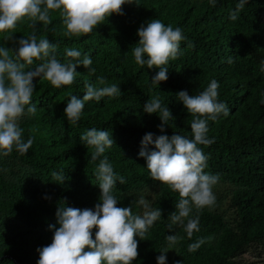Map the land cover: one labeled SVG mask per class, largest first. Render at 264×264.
Segmentation results:
<instances>
[{"label":"trees","instance_id":"16d2710c","mask_svg":"<svg viewBox=\"0 0 264 264\" xmlns=\"http://www.w3.org/2000/svg\"><path fill=\"white\" fill-rule=\"evenodd\" d=\"M123 6V14H113L91 34L68 37L58 12L50 13V23L35 22L37 40L41 37L57 46L56 56L61 63L78 60L66 57V50L88 56L95 74L82 65L77 67L74 83L61 88L40 80L35 86L32 103L48 99L53 109L38 107L35 117L23 123L22 136L32 147L24 155L15 147L10 156H0V166L9 168L19 160L31 167L48 188L38 184L26 185L29 198L21 202V219L34 230L27 238H16L0 233L5 242L0 264H37L39 251L52 242L60 227L56 215L58 207L95 210L101 191L96 178L99 160L107 157L117 177L113 195L117 207L131 206L134 215L139 207L126 193L156 183L159 185L151 209L162 213L145 237L138 241V258L133 264H157L166 237L177 234L175 254L166 258V264H236L235 259L249 247L264 245V0H249L230 19L239 0H210L200 3L192 0H131ZM43 7V6H42ZM158 19L165 26L182 30L184 39L175 60L169 61L168 79L153 85L151 79L158 69H148L135 63L132 48L139 43L141 25ZM33 22L25 18L14 30L0 33V47L18 48L17 41L33 32ZM146 59V57H145ZM231 61V62H229ZM44 61L35 60L33 64ZM103 76L106 85L98 83ZM212 80L219 84L218 102L226 104L228 115L208 120L207 138L211 145H197L207 157L205 173L218 175L220 183L231 186L228 207L231 222L221 214L193 207L189 218H198L199 231L191 238L182 227L169 230V216L176 211L179 195L167 186L154 181L147 170V162L139 156L141 141L147 133L153 137L177 133L192 139L193 116L177 97L181 91L194 96L205 90ZM97 88L115 84L121 94L85 102L79 121L73 125L65 109L72 96L83 99L86 85ZM159 99L167 106L169 119L164 133L159 131L161 121L155 114L144 113V105ZM92 128L108 131L114 144L103 156L91 159L95 149L81 139ZM73 136L76 140H70ZM149 150H155L153 145ZM65 177L63 182L52 173ZM6 186L0 177V189ZM95 229L93 230V238ZM204 240L194 251L189 245Z\"/></svg>","mask_w":264,"mask_h":264},{"label":"clouds","instance_id":"9594fccd","mask_svg":"<svg viewBox=\"0 0 264 264\" xmlns=\"http://www.w3.org/2000/svg\"><path fill=\"white\" fill-rule=\"evenodd\" d=\"M210 2L215 4V0ZM248 2L239 0L230 19L236 20ZM131 3V0H0V33L14 30L25 18L33 22L34 29L27 38L17 41L14 58L10 55L13 50L0 47V156H10L14 147L24 155L32 147L31 138L27 142L21 139L22 129L18 122L26 113L34 116L37 111V107L32 104L35 80H46L53 87L61 88L74 83L76 69L81 65L90 74L96 71L90 67L92 60L88 56L80 60L81 53L75 49L66 50V57L79 63L58 61L57 46L43 37L37 40L35 22L47 25L51 20L50 13L58 12L66 28L65 35L80 37L91 34L113 14L122 15L123 6ZM137 35L139 43L132 48L135 63L141 67L147 65L148 69H158L151 79L153 85L165 82L168 79V68L165 66L178 57L180 43L184 39L182 30L179 27L174 29L171 25L165 26L160 20L154 19L146 26L141 25ZM35 60L44 62L34 70L26 71ZM98 83L106 85L105 78L98 77ZM218 88V82L212 80L197 95L190 96L186 91L177 94L184 108L193 116L190 125L192 139L177 133L170 138L160 135L154 139L152 133H147L141 141L139 156L146 160L151 178L179 195L176 211L169 216V230L171 232L173 225L182 227L189 238L194 231H199L198 218H189L193 207L203 209L212 207L216 202L213 187L218 183L219 176L205 173L207 157L197 145H211L214 142L206 136L208 120L215 121L221 114L228 115L226 104L217 100ZM120 94V88L115 84L99 88L88 84L83 99L76 96L70 98L65 116L75 125L86 101H99L102 97ZM143 111L159 117L161 133L165 132L169 119H173L169 108L162 107L159 99L148 101ZM81 139L95 149L91 156L93 161L103 156L106 148L114 144L108 131L96 128L88 130ZM150 145L155 150L150 151ZM52 176L61 183L65 179L55 172ZM96 178L101 196L95 210L58 207L56 215L60 227L55 230L52 242L38 249L37 264H133L138 258L136 237L141 240L145 237L149 228L161 218V211L149 209L143 197L138 201L140 205H145L142 216L134 215L131 206L117 207L118 200L113 195V189L117 179L120 184L125 183V180L114 174L107 157L99 160ZM179 240L177 234L166 237L167 247L161 249L157 264H166V254ZM203 243L201 239L190 244L188 250L194 251Z\"/></svg>","mask_w":264,"mask_h":264},{"label":"rangeland","instance_id":"374dc122","mask_svg":"<svg viewBox=\"0 0 264 264\" xmlns=\"http://www.w3.org/2000/svg\"><path fill=\"white\" fill-rule=\"evenodd\" d=\"M200 3L203 0H192ZM57 59V56H56ZM40 64H32L25 70H34ZM40 80H35L33 83L36 85ZM37 109L38 107L45 106L49 109H53V102L48 99H42L40 102L32 103ZM36 115V113H35ZM34 116H29L27 113L20 119L19 127ZM22 140H26L23 136ZM70 140H76L73 136H69ZM0 177L6 186L0 189V233L16 237V238H27L34 234V230L28 227L25 222L21 219V202L24 198H29V192L26 185L35 183L43 188H48L43 180L39 179L36 172L21 161H17L16 164L9 168H2L0 166ZM232 188L227 183L216 184L213 187V192L216 197V202L212 207H205L204 209L219 213L222 215L224 220L229 224L231 222V210L228 207L230 192ZM159 185L156 183L145 186L139 190H135L126 195L131 196L135 199L137 206L139 207L138 215H143L145 205L138 203L141 197L144 198L145 203L149 209L154 201L155 196L158 194ZM5 245V242L0 240V255ZM167 245L164 247L166 248ZM177 249V244L169 249L166 254V258L172 257ZM161 255V253H160ZM2 256V255H1ZM236 264H264V245L258 244L255 247H249L245 252L239 255L235 259Z\"/></svg>","mask_w":264,"mask_h":264}]
</instances>
